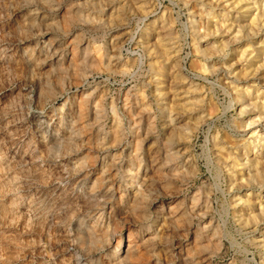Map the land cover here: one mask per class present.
<instances>
[{"label": "rangeland", "instance_id": "obj_1", "mask_svg": "<svg viewBox=\"0 0 264 264\" xmlns=\"http://www.w3.org/2000/svg\"><path fill=\"white\" fill-rule=\"evenodd\" d=\"M127 1L125 4L120 2L122 6L118 3L116 19L104 23L94 16L87 19V12L99 10L94 0H0V264H107L109 250L105 236L86 217L91 206L88 187L99 176L98 164L104 155L110 157L115 154L116 166L120 165L119 160L127 159L132 140L130 134L138 128L134 126L131 129V119L124 108L129 103L133 104L138 91L150 100V106L144 112L152 117H145L144 123H141V127L142 124L143 127L149 125L152 129L144 142L145 151L159 149L168 153L170 150L169 154H174L172 163L178 164L182 177L189 176L188 172L193 169L188 156L195 160L200 172L197 177L189 179L187 185L180 186V175L172 181L174 183H169V179L161 176L159 164H149H152L149 183L154 180L150 194L155 198V207L162 206L167 211L168 207H173L171 210L175 213L171 214L174 216L171 218L175 220L169 224L164 238L159 240L151 236L155 240L150 237L144 246L141 242L126 264H192L194 260V264H261L264 223L254 229L253 220L249 222V219L248 225L236 220L229 203L237 191L229 190L228 177L222 172L221 161L214 155L212 144L206 142L208 135L218 131L222 146L233 150L246 135L235 129L238 123L237 105H234L229 89L216 74L205 69L203 72L205 58L193 51L199 39L197 33L189 28V20L192 16L190 12L196 15L198 11L197 0H187L188 3L186 0ZM145 3L151 4V12L143 11L141 5ZM162 12L165 13L161 17ZM35 13L42 14L43 24L37 22L39 25H36L33 21ZM158 16L162 37L150 38L147 48L138 43V39L151 30L152 21ZM43 34L45 38H42ZM50 38L59 41L62 46L54 57L57 60L37 54V42ZM114 39L122 40L120 57L132 65L128 76L105 66L106 49ZM213 41L211 39L207 45ZM88 43L94 61L80 63V55L85 52L84 46ZM174 45L179 48L178 63L171 62L164 70L169 72L170 81H164L163 86L167 85L164 86L166 90L178 86L181 78H177L176 70L180 68L181 74L193 81L196 87L189 95H184L185 88H181L185 98L176 102H179L180 114L189 113L187 109L191 105L188 101L193 99L195 102L202 100L198 101L199 104L195 103L197 109L212 111L213 114V119L194 131L189 143H185L184 136L191 129L194 119L184 117L179 123L181 127L176 125L172 131L165 129L153 96L154 79L164 60L162 49ZM235 46L233 43L231 48ZM73 47L78 48L76 52ZM209 50L212 53V49ZM61 54L65 59L62 65L59 63ZM72 59L79 64L72 62L75 66L69 68ZM112 63L115 61L112 60ZM174 71L176 77L172 74ZM89 93L97 94L95 99L102 100L101 118L93 126L87 115L94 102L85 103L82 100ZM188 96H191L189 100ZM65 100L73 104L74 120L77 119L78 107L82 105L84 108L82 119H78L76 124L81 133L83 131L84 138L82 145L78 146L81 148L76 150L67 147V135L61 134L60 127H65L66 122L59 120L56 109ZM185 104L190 106L186 108ZM47 124L48 129H41ZM97 127L104 129L108 135L107 148L103 151L98 150L95 142ZM45 130H48L47 134ZM83 156L88 157L87 168L83 172L74 171L73 165H77ZM217 185L220 190H217ZM261 189L253 186L245 192L252 191L255 196ZM205 190L214 200V209L208 217L218 220L228 235L223 238L221 250L208 261L214 243L198 241L194 234L206 219L195 216L190 220L178 209L188 205V198L193 194L204 198ZM119 195L115 194V199ZM155 207L151 209L153 213ZM141 223L134 221L129 214L122 215L119 222L113 223L121 245L128 243L129 234L133 229L136 231ZM157 246L160 249L154 250ZM170 248L172 251L168 252ZM179 248H182L181 252H178ZM190 251H194L193 261L191 257L187 259Z\"/></svg>", "mask_w": 264, "mask_h": 264}, {"label": "bare ground", "instance_id": "obj_2", "mask_svg": "<svg viewBox=\"0 0 264 264\" xmlns=\"http://www.w3.org/2000/svg\"><path fill=\"white\" fill-rule=\"evenodd\" d=\"M94 1L98 5L99 10L96 12H87V19L91 18V16H94L95 19L98 18L99 21H103L104 23H106V21L110 22L112 18L118 17L116 16V14L119 13V9L117 7L118 3L120 4V2L124 1L123 3L125 4L128 2L127 0ZM188 1L190 2V0ZM185 2H187V0ZM197 6L198 11L196 12V15L194 12L192 13V11H189L190 14H192L191 19L189 20V28L192 30V32L194 31L195 33H197L196 35L199 39V41L196 42L193 51H195V53H200L205 58L206 62L204 66L205 68L203 67V72H205V69L207 72L209 70L211 74H216L223 85L229 89L232 95V101H234V105H237L238 123L235 129H237L238 132L246 135L245 138L243 137V140L241 139L242 141L240 143L234 146V151L232 150V148L230 150L228 147L222 146L221 142L219 141L220 136H218V131L214 134L208 135L206 137V142L212 144L213 148L215 149L214 155L221 161L222 172L226 173L228 177L227 179L229 183V190L233 192L234 190L237 191L235 195H232L233 199L229 203L230 207L234 209V212L236 214L234 216H237L236 220L238 222H242V224L245 222L248 225L249 223L247 222L249 219H251L249 220V222L253 220L255 225L253 227L254 229H256L258 225L264 223V0H197ZM141 8L143 9V11L149 13L151 12L153 7L150 3H145L141 5ZM164 13L165 12L161 13V17L164 16ZM33 21L36 22V25L38 23L41 24L42 22H45L44 17H42V14L40 13H35ZM159 22V16L157 18L155 17L152 21L151 30L146 32L144 36H140V39H138V43L144 44L145 47L148 48V41L150 40V38H153L154 36H156V38L158 36H161L158 28V25L160 24ZM45 37L43 34L42 38ZM211 39H213L214 41L211 45L208 46L207 43L209 44ZM112 42L113 43L110 44L109 48H107L105 52V55L107 57L105 66L109 69H114V71L122 72L126 76L130 75L132 67L131 63L128 60L121 59L120 57L122 40L114 39V41ZM233 43L236 44L234 49L231 48V46H233ZM89 46L90 43L84 46L85 52L80 55L78 62L86 63L87 61L89 62L92 60L90 52L91 48ZM165 46L163 47L161 52L162 56H164V60H162L163 63L160 66L161 70L157 72V76L154 79L155 85L153 87V96L155 97L157 107L161 112L160 117L161 119H163L161 125L165 127V129H170L172 131L176 125L180 126L179 123L184 119V117L194 119V122H192L193 124L191 123V129H189V131L187 130V133H185L184 131V133L186 134H184L185 143H189L194 131L200 130V128H202L210 119H213V114L212 111L207 112L203 109H197L195 103L197 102L196 104H199L198 101L202 100H196L195 102L193 101V99L190 101L189 98L191 96L186 97L187 100H189L188 103L191 105V107L187 109L189 110V113L183 115L184 113L181 111L183 114H180L179 102L178 104L176 102L185 98V96L182 95L183 92L181 93L180 91L183 90L181 88H185L184 95H189V93L193 94V91L196 90V87L195 84H193V81L181 74V70H179V68L178 70H176V75L180 76H177V78H181V81L178 82V86L169 85L171 87L166 90V87L164 86L167 85L163 86V84L164 81H170V74H168L169 72H164V70L168 68L167 66H169L171 62L176 63L178 61L179 53L177 50V45H174L173 47ZM37 47V54L43 55V57L47 59H54L60 47L62 48L59 41L53 40L51 38L43 40L42 42H37ZM76 48L77 47H75V49ZM209 49H212V53ZM76 51L77 50H75L74 52ZM62 54L59 57V63L61 65L64 64L65 60L64 58H62ZM57 59L55 58L54 60ZM112 60H114L115 63H112ZM93 61L94 60H92V62ZM72 62L73 59L69 62L70 65L68 64L69 68L71 67V65H74L73 63H75ZM172 74L174 75L175 71ZM84 80H87L86 77L84 78ZM96 96L97 94L94 95L93 93H89L86 97L83 96L85 99L82 98L85 103H88L90 100L94 102L92 107H90V111L88 110L89 115H87V118L93 121L92 124H90L92 126L94 123L98 124L99 119L101 118V115H99V113L101 112L102 100H100L101 98H98V100L95 99ZM98 97L100 96L98 95ZM184 103L186 102L184 101ZM190 105L187 104V106ZM81 106L82 105H80V108L78 107V113L75 115L77 119L75 120L73 118V104H69L65 100L60 105V107L56 109L58 112L57 114L59 120H65L64 122H66V126L62 128L60 127V129L61 134L67 135L66 144L69 149L75 148L76 150V148H81L78 146L81 144L84 138V136L82 135L83 131L81 133V130H79L76 125L77 120L82 119V109L84 108H82ZM149 106L150 100L144 95V93L142 94L141 91H138L134 96L133 104L129 103V105L124 108L125 110H127V114L130 116L131 124L133 125L132 126L130 124L131 129H134V126L135 128H138L137 130H131L132 132L130 135L132 140L128 147L129 152L127 150V159L123 161L119 160L120 165L116 166L114 159L115 154L111 155V159V156L108 157L107 155H104V157L100 159V162L98 164L99 176L97 175L98 177L96 176L94 181H92L88 187L89 191L87 194H89L91 206L89 207L86 217H88V220L97 225L99 230H102V233L105 236L106 247L109 250V254L106 256L107 264H126L129 260V256L134 251L138 250L141 242L144 246V242L150 239L151 236H153L155 239H162V237L166 234L165 232L167 231V229H169V224H171L172 220H175L172 219L174 218V216H171V214L173 215V212L175 213V211L171 210V208L173 207H168V211L162 206L156 208L154 203L155 198H153V196L150 194V186L152 187V183L154 181L151 178L152 182L149 183L150 168L151 165L154 164L152 162L159 164L158 168L162 170L160 173L161 176L169 179V183H174L172 181L180 175L179 173L183 172H180V167H178V164L174 162L172 163V161L174 160V154H169L170 150L168 151V153L167 151L161 152L159 149L155 151H152L151 149L145 151L144 142L149 138L150 131L152 129L149 125L148 127L146 125V127H143L142 124L141 127V123H144L143 121H145V117H147L148 119L152 118L151 114H145L144 112L146 108H149ZM54 115H52L50 119H52ZM133 115L134 117L131 118V116ZM47 127L48 124L46 125V127L44 126L41 129H48ZM97 128L98 130L95 131L96 138L94 137L96 140L95 142L98 144V150L103 151L107 148L105 146L108 142V135L104 132V129L100 127ZM85 131L86 130H84V132ZM47 132L48 130L46 131V134ZM209 136L211 138H209ZM69 151L70 150H68V152ZM80 158L81 159L77 161L79 163L77 165H73L74 171L76 172H83V170H85L88 166L86 163V159L88 157L86 158L85 156H83ZM107 158H109V160ZM211 161L212 159L210 160V162ZM188 162H190L191 166L193 165V169L192 171L188 172L189 176L187 175L185 177L183 175L184 177H182L180 175L182 177V184L180 186L187 185L189 179L197 177L200 172V169L198 168V165L195 163L194 159H189L188 156ZM150 163L152 164L149 165ZM167 163L170 164L168 165ZM153 170H155V168ZM253 186L261 187L263 190L261 189L262 191H260L259 193L257 192L255 196L252 191L245 192V190H249ZM217 190H220L219 185H217ZM118 193L120 195L118 199H115V194ZM205 194L206 195L204 198H200L199 196L193 194L188 198V205L179 207L178 209L182 210L181 215L190 220H192L195 216H200L206 219L194 234L196 235V238H198V241L200 239L212 241L214 243L212 254H209V258L207 257L208 259L206 261H208L212 257L216 256V254L221 250L224 245L223 238L228 237V235L222 228L218 220H216L212 216L208 217L209 212L214 209V200L212 199L210 193H207L206 191ZM154 207L155 211L153 213L151 209ZM124 214H129L131 218H134V221H142V223L136 231H134L133 229V232L129 234L128 243L126 245H121V239L118 236L119 233L113 229V223H115L116 221L119 222L121 216ZM166 237L168 236L166 235ZM261 246L264 248V240L261 243ZM157 249H160V247L157 246L154 250ZM171 249L172 248L168 249V252L172 251ZM193 250H195V248ZM181 251L182 248H179L178 252ZM190 252H188L189 254L187 253V259L191 257L193 261L192 252L194 251H192L191 253ZM90 255L91 254L87 256ZM260 259L261 264H264V256L261 255ZM194 261L192 262V264L195 263Z\"/></svg>", "mask_w": 264, "mask_h": 264}]
</instances>
